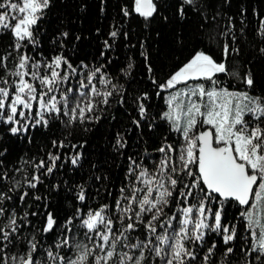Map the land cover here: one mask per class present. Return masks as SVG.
Listing matches in <instances>:
<instances>
[{
    "label": "snow or ice",
    "instance_id": "obj_1",
    "mask_svg": "<svg viewBox=\"0 0 264 264\" xmlns=\"http://www.w3.org/2000/svg\"><path fill=\"white\" fill-rule=\"evenodd\" d=\"M54 3L0 0V264H264V83L248 59L264 60V15L254 9L249 36L222 9L209 14L210 0H118L121 20L146 27L171 8L194 32L163 74L142 51L146 87L129 91L135 62L116 63L113 42L130 32L114 21L94 59L72 56L71 22L45 27ZM114 106L155 142L133 149L132 129H117L119 183L89 160L73 186L65 173L87 159L80 133ZM39 130L35 152L16 149ZM61 191L72 193L63 214Z\"/></svg>",
    "mask_w": 264,
    "mask_h": 264
},
{
    "label": "trees",
    "instance_id": "obj_2",
    "mask_svg": "<svg viewBox=\"0 0 264 264\" xmlns=\"http://www.w3.org/2000/svg\"><path fill=\"white\" fill-rule=\"evenodd\" d=\"M164 2L167 4L170 0H164ZM79 3L80 0H55L54 6L46 19L45 27L51 31V29L58 27L60 23L70 21L72 30L79 33L81 39L74 42L76 45L74 49L69 46V53L80 58L94 59L98 55V50L102 47L103 38L114 21L122 23L123 30L130 32L131 40L121 38L113 42L114 59L121 66L128 63L129 59L135 62L133 74L127 78L132 81L129 91L146 87L145 80L147 76L144 71L142 51L149 52L154 67L157 68L160 74H163L175 62L182 59V54L186 51L194 36L191 21L185 23L180 20L173 14L171 8H168L167 11L162 8L160 15L155 20L147 23L145 27L146 22L140 17L121 20L117 15L118 0H104V11H100L101 0H86L88 4L86 10L80 9L78 7ZM210 4L209 14L222 9L228 16L233 17L237 30L243 26L249 36L253 35V30L257 29L259 24V16L256 15L254 9L264 15V0H210ZM242 8L247 11L242 12ZM241 15L245 17L244 21L240 20ZM163 16H168V20L162 19ZM96 28H100L101 32L97 33ZM182 30L183 35L181 34ZM245 39L247 40V37ZM9 40V35H0V45L8 43ZM137 41H143L145 48L141 49ZM48 43H50V40H46V44ZM108 54L113 55L112 52ZM248 59H255L254 71L257 73L258 82L264 83V60H261L259 56L251 55ZM111 113L115 119L109 116L89 131L80 133L89 141L85 146L87 159L83 162L84 167L82 169H76L74 174L65 173L66 177H71L73 186L79 182L80 176L87 179L91 175L88 171L89 160L96 163L99 169L107 172L114 183H119L123 161L112 155L113 150L111 148L112 136L117 129L121 131L125 128L132 129L126 132V135L129 137V147L133 149L136 148L137 144L142 145L145 141L155 142L156 133L148 128H137L131 125L128 122V116L119 106H114ZM45 136L46 130L36 131L33 144L29 145L17 141L15 147L22 153L35 152L37 145L45 139ZM138 136H140L139 140H137ZM71 201L72 193L68 191H61L59 195H53L52 197V204L61 214L64 213L67 207H70Z\"/></svg>",
    "mask_w": 264,
    "mask_h": 264
}]
</instances>
